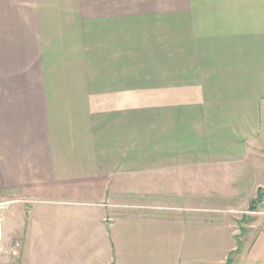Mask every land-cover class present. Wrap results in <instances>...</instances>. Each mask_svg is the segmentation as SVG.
Listing matches in <instances>:
<instances>
[{"label": "crops", "instance_id": "obj_1", "mask_svg": "<svg viewBox=\"0 0 264 264\" xmlns=\"http://www.w3.org/2000/svg\"><path fill=\"white\" fill-rule=\"evenodd\" d=\"M259 189L264 0H0L4 264H264Z\"/></svg>", "mask_w": 264, "mask_h": 264}, {"label": "rangeland", "instance_id": "obj_2", "mask_svg": "<svg viewBox=\"0 0 264 264\" xmlns=\"http://www.w3.org/2000/svg\"><path fill=\"white\" fill-rule=\"evenodd\" d=\"M78 49H66V50H63L62 48L61 49H57V52H56V58H57V63L59 65H57V72H63V73H68V72H71L73 71L74 69L76 70H79V67L74 65H70L68 62L64 61V58L67 59V58H74L77 60V56H78V53H74L75 51H77ZM61 51V52H60ZM61 53H62V57H61ZM71 57H70V56ZM73 62V60H72ZM64 63V64H63ZM74 72V71H73ZM232 191L233 189L236 191L238 189L236 188H231ZM245 189V187H244ZM261 191L260 192V196L262 197V199H259L258 198V191ZM257 191V196L248 202L247 204V207L245 204H241L240 207L241 209L236 211V213H239V215H236V217L239 219V227H241V229H243V225L246 226L248 222V220L246 219H251V218H254L256 217L258 220L260 219H264V197H263V194H262V189H259ZM234 191V192H235ZM241 193V191H239ZM240 196H244L243 194L240 195ZM255 212V214H250V213H253ZM250 221V220H249ZM16 249L18 248H12V245H11V250H10V253H11V257L9 258V260L7 261L10 262L11 261V264H18V261H19V258L20 257H17V252H16ZM5 252V254H4ZM4 254V256H3ZM6 254H9V251L7 252V250L5 251V249L2 250V253H1V259H0V264H4L3 262V259L5 258Z\"/></svg>", "mask_w": 264, "mask_h": 264}, {"label": "built area", "instance_id": "obj_3", "mask_svg": "<svg viewBox=\"0 0 264 264\" xmlns=\"http://www.w3.org/2000/svg\"><path fill=\"white\" fill-rule=\"evenodd\" d=\"M6 204L5 203H0V255L2 253V247H1V243H2V239H1V235H2V213L3 210L5 208ZM12 248H19V243L14 242Z\"/></svg>", "mask_w": 264, "mask_h": 264}, {"label": "trees", "instance_id": "obj_4", "mask_svg": "<svg viewBox=\"0 0 264 264\" xmlns=\"http://www.w3.org/2000/svg\"><path fill=\"white\" fill-rule=\"evenodd\" d=\"M260 192H261V191L259 190V191H258V195H259L258 198H259V199H262V197L260 196Z\"/></svg>", "mask_w": 264, "mask_h": 264}]
</instances>
